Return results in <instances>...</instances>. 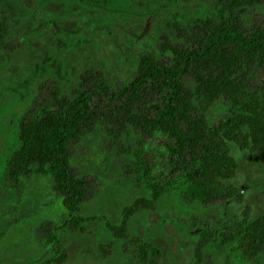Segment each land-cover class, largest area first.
Wrapping results in <instances>:
<instances>
[{"label":"rangeland","instance_id":"obj_1","mask_svg":"<svg viewBox=\"0 0 264 264\" xmlns=\"http://www.w3.org/2000/svg\"><path fill=\"white\" fill-rule=\"evenodd\" d=\"M216 1L42 0L39 9L28 12L24 5L1 0L0 33L5 27L9 33L0 48V254L12 257L1 264H27L26 260L39 258L42 227L51 223L45 212L61 200V194L43 176L20 174L18 180H11L4 163L16 146L13 132L21 123L46 112L56 113L83 89L90 91L93 129L70 146L69 154L72 170L87 184L86 210L97 212V201L104 198L105 209L115 202L114 207L133 213L128 217L129 237L119 245L97 241L103 231L102 218L82 227L72 224L62 264H142L137 242L147 223H152L151 232L156 230L157 244L164 248L167 239L169 249L177 252V261L171 264H193L192 236L200 228L225 216L240 217L247 206L251 214L264 208V147L256 152H233L238 163L233 179L238 188L235 197L221 206L218 200L190 201L181 193L183 174L168 149L170 136L165 132L146 136L138 127H126L114 107L121 102L115 96L117 90L136 75L138 57L148 54L168 63L171 47L192 46L193 34L199 32L194 19L214 16ZM228 1L219 0V6L222 3L227 8ZM237 1L242 5L233 12L240 27L264 32V0ZM182 80L192 84L187 74ZM249 81L264 89V69L252 71ZM219 111L214 105L208 112L213 123ZM135 153L141 157L143 153L151 181L170 195L157 210L142 213L141 204L134 205L142 196L141 183L134 176ZM117 210L103 213L115 218ZM65 216L63 211L55 215L57 219ZM101 216L99 212L96 217ZM214 254L205 251L199 264H264V250L247 263H236L229 256L216 260ZM153 259L147 264H169L164 255L157 263Z\"/></svg>","mask_w":264,"mask_h":264},{"label":"trees","instance_id":"obj_2","mask_svg":"<svg viewBox=\"0 0 264 264\" xmlns=\"http://www.w3.org/2000/svg\"><path fill=\"white\" fill-rule=\"evenodd\" d=\"M39 1L42 0H10L24 5L28 12L39 9ZM218 1L214 16L194 19L199 32L193 34V45L171 47L168 63L148 54L138 57L136 75L117 90L115 96L121 102L114 107L116 112L120 111V121L126 127H138L146 136L156 132L170 136L172 143L168 149L175 157L176 169L183 174V197L201 203L218 200L221 206V202L238 192L233 182L238 168L233 152H256L264 147V89L255 88L249 81L252 71L264 69V32L260 28L246 31L237 23L233 11L242 5L241 1L230 0L227 8L222 3L219 6ZM8 33L7 27L0 33V48ZM161 45L166 49L165 44ZM185 74L191 78V85L183 82ZM89 93L86 89L78 91L56 113L46 112L21 123L13 132L16 146L4 163L11 180H18L20 174L40 175L61 194L57 206L45 212L51 223L42 227L43 245L37 254L40 256L26 260L27 264H62L72 224L82 227L102 218L103 231L97 241H114L119 245L129 237L126 230L133 210L118 209L115 202L105 209V199L101 198L97 212L87 211V184L70 166V146L93 129ZM214 105L220 109L215 123L208 115ZM135 156V182L141 183L142 196L134 205L141 204L142 213L157 210L170 195L151 181L143 153L142 157ZM108 209H118L115 218L113 212V218L103 213ZM59 211L65 212V218L55 217ZM99 212L102 216L96 217ZM151 224H142L144 229L138 236L137 251L142 264L153 258L157 263L161 255L168 258L169 264L177 261V252L167 245L169 240L165 239L164 248L157 244L156 230H149ZM204 227L192 236L193 264L201 262L205 251H214L216 260L229 256L236 263H247L264 250V208L251 214L247 206L240 217L225 216ZM7 258L12 259L0 254V264Z\"/></svg>","mask_w":264,"mask_h":264}]
</instances>
